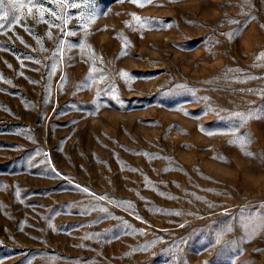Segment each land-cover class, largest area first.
<instances>
[{"label": "rangeland", "instance_id": "rangeland-1", "mask_svg": "<svg viewBox=\"0 0 264 264\" xmlns=\"http://www.w3.org/2000/svg\"><path fill=\"white\" fill-rule=\"evenodd\" d=\"M0 17V264H264V0Z\"/></svg>", "mask_w": 264, "mask_h": 264}, {"label": "snow or ice", "instance_id": "snow-or-ice-1", "mask_svg": "<svg viewBox=\"0 0 264 264\" xmlns=\"http://www.w3.org/2000/svg\"><path fill=\"white\" fill-rule=\"evenodd\" d=\"M5 2V0H0V4H3ZM31 2V0H29V3ZM149 2H150V0H149ZM29 12H31V9H29ZM5 14H6V12H5ZM0 18H2V17H0Z\"/></svg>", "mask_w": 264, "mask_h": 264}]
</instances>
